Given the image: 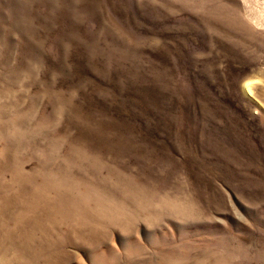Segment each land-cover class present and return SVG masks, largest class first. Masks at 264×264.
Masks as SVG:
<instances>
[{
    "label": "rangeland",
    "instance_id": "obj_1",
    "mask_svg": "<svg viewBox=\"0 0 264 264\" xmlns=\"http://www.w3.org/2000/svg\"><path fill=\"white\" fill-rule=\"evenodd\" d=\"M0 264H264V0H0Z\"/></svg>",
    "mask_w": 264,
    "mask_h": 264
},
{
    "label": "water",
    "instance_id": "obj_2",
    "mask_svg": "<svg viewBox=\"0 0 264 264\" xmlns=\"http://www.w3.org/2000/svg\"><path fill=\"white\" fill-rule=\"evenodd\" d=\"M240 92H241V94H242L246 99H248L249 101H251V102L253 103V105H256V106H257L255 100L252 99V97L250 96L249 91L247 90V87H245V85H242V86L240 87Z\"/></svg>",
    "mask_w": 264,
    "mask_h": 264
},
{
    "label": "bare ground",
    "instance_id": "obj_3",
    "mask_svg": "<svg viewBox=\"0 0 264 264\" xmlns=\"http://www.w3.org/2000/svg\"><path fill=\"white\" fill-rule=\"evenodd\" d=\"M15 160V159H14ZM17 162V161H16ZM17 165V164H16ZM19 178V175H18V177H17V173H15V175H12V177H11V182L14 184V185H16V183H15V181L17 180ZM5 183H2V185H4ZM17 186V185H16ZM15 196H14V199H18L19 198V193H15L14 194Z\"/></svg>",
    "mask_w": 264,
    "mask_h": 264
}]
</instances>
